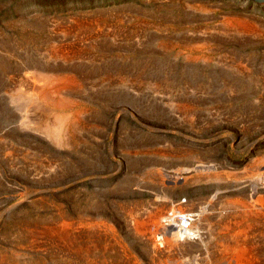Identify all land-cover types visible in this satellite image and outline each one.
Masks as SVG:
<instances>
[{
    "label": "rangeland",
    "instance_id": "1",
    "mask_svg": "<svg viewBox=\"0 0 264 264\" xmlns=\"http://www.w3.org/2000/svg\"><path fill=\"white\" fill-rule=\"evenodd\" d=\"M263 162L264 3L0 0V264H67L69 220L94 240L84 264H241L235 234L264 245ZM180 206L208 248L149 255L133 227Z\"/></svg>",
    "mask_w": 264,
    "mask_h": 264
},
{
    "label": "bare ground",
    "instance_id": "2",
    "mask_svg": "<svg viewBox=\"0 0 264 264\" xmlns=\"http://www.w3.org/2000/svg\"><path fill=\"white\" fill-rule=\"evenodd\" d=\"M261 4V3H258ZM251 20V19H250ZM231 21V20H230ZM246 22V21H245ZM251 22V21H250ZM257 22V21H256ZM244 24V23H241ZM246 27V26H245ZM55 54V53H54ZM49 61V60H48ZM47 61V63H48ZM28 64V63H27ZM35 68H37L39 71H42L45 77H49V74L45 73L47 70H53L56 67L53 65H42L39 62H33L32 64H30ZM27 65V66H30ZM37 72V71H36ZM52 72H50L51 74ZM54 73V72H53ZM52 73V74H53ZM32 75V74H31ZM36 75V73H35ZM60 75V74H58ZM53 76V75H52ZM55 76V73H54ZM36 77V76H35ZM43 77V75L41 76V78ZM56 77V76H55ZM54 77V78H55ZM53 78V77H52ZM27 79V78H26ZM38 79V78H36ZM40 79V78H39ZM48 79V78H46ZM64 79V78H63ZM48 80H45V82ZM58 81V80H57ZM34 82V81H33ZM40 82V81H39ZM36 83V80H35ZM38 83V82H37ZM52 83H54V80L52 81ZM33 84V83H32ZM44 85H46L44 83ZM47 86V85H46ZM36 87V86H35ZM39 87V86H37ZM41 87V86H40ZM39 87V88H40ZM43 87V86H42ZM41 87V88H42ZM65 89V88H64ZM53 90H51L52 92ZM68 92V91H67ZM54 93V92H53ZM41 94H43L46 97H50L51 93L50 90L45 89V86L43 87V89H41ZM66 94V93H65ZM64 94V95H65ZM38 96V95H37ZM62 96V93H61ZM53 97V96H51ZM50 97V98H51ZM55 97V96H54ZM60 97V96H59ZM78 98V97H77ZM42 100V99H40ZM47 100V99H46ZM44 101V100H43ZM69 101H72L69 100ZM68 100L62 99L60 101L57 102H52L53 106H61V107H69V102ZM37 102V101H36ZM57 103V105H56ZM48 109V108H47ZM76 111V110H75ZM77 113V112H76ZM79 115V114H78ZM51 116V115H50ZM58 116V122L56 125H54V129H53V135H55V137L57 138V142L60 141L61 144H67V140L70 138L69 135V130H67L68 128L72 129V126L74 125L76 119L75 117L73 119L69 118V115L67 114H62V115H57ZM37 117V116H36ZM39 117V116H38ZM26 118V117H25ZM77 118V117H76ZM43 119V118H42ZM57 121V120H56ZM47 124V123H46ZM76 124V123H75ZM49 125V124H48ZM79 125V124H78ZM42 126V125H41ZM53 126V125H52ZM51 126V127H52ZM76 126V125H75ZM43 128V127H42ZM47 128V126H46ZM45 128V129H46ZM53 128V127H52ZM44 129V131H45ZM47 130V129H46ZM78 130V129H77ZM49 133V132H48ZM47 134V133H46ZM50 137V136H49ZM54 137V136H53ZM51 138V137H50ZM56 142V141H55ZM264 163V162H263ZM262 163V164H263ZM254 164V162H253ZM256 165H259L258 163ZM260 166V165H259ZM259 170V169H258ZM230 172V171H229ZM259 173V172H258ZM261 177V176H260ZM258 179V178H257ZM262 179V178H261ZM263 180V179H262ZM238 200V199H237ZM237 202V201H236ZM235 202V203H236ZM244 204V203H243ZM179 205V204H178ZM233 205V204H232ZM183 206V205H182ZM228 206V205H227ZM248 205H246L247 207ZM187 207V206H186ZM233 208V207H232ZM248 208V207H247ZM189 209V208H188ZM250 209V208H249ZM131 210V209H130ZM251 210V209H250ZM246 211V209H245ZM244 211V212H245ZM129 212V211H128ZM127 213V212H126ZM137 213V212H136ZM246 213V212H245ZM254 213V212H252ZM133 214V213H132ZM237 215V214H236ZM239 215V213H238ZM252 215V214H251ZM255 215V214H254ZM199 214L197 215L195 212H192L191 210H187L184 209L180 206V208H172L170 210H168L167 212H164V209L162 208H158V210L154 211L151 213V216L149 217V222L152 221L154 226H134V230L135 233L144 241L145 247H146V251L149 255L151 256H161L163 254H166L167 252H170L171 250L174 249H178L180 246H182V244L186 243L187 246L185 249L187 251H191V252H203L205 251L207 248L205 247V240L207 239V235L201 226H198L197 224L200 222H197L198 219H200V217H198ZM204 216V215H203ZM256 216V215H255ZM258 217V216H257ZM71 218V217H70ZM84 218V217H83ZM138 218V217H137ZM204 218V217H203ZM202 217L201 219L204 220ZM81 219V218H80ZM85 220V219H82ZM144 220V219H143ZM207 220V219H205ZM68 221V220H67ZM75 222V220H74ZM100 222V221H99ZM134 222V221H133ZM142 222V220H141ZM140 222V223H141ZM148 222V223H149ZM204 222V221H203ZM61 223V221H60ZM82 223V222H81ZM88 223V222H87ZM147 223V224H148ZM59 224V223H58ZM202 224V222H201ZM56 226V225H55ZM57 227V226H56ZM60 227V226H59ZM231 227H236V226H226L225 229L227 228H231ZM240 227V226H238ZM242 227H246V226H242ZM249 227V226H248ZM83 228H85V226H74L73 224V220H69L67 223H65V225L63 226V230L61 228V230L63 231L61 233V239H63L65 241V243L67 244V264H84V260L85 259H89L90 255H91V246H90V242L94 241L91 237H87L84 235V233L81 234ZM108 228V227H107ZM132 228V227H131ZM205 228V227H204ZM253 227H250L249 229H252ZM60 229V228H58ZM90 229V228H89ZM239 229V228H238ZM236 229V230H238ZM242 229V228H241ZM240 229V231H242ZM246 229V228H245ZM247 229V230H249ZM52 230V229H51ZM57 230V229H56ZM133 230V231H134ZM106 231V230H105ZM228 231V230H227ZM239 231V230H238ZM254 231V230H253ZM85 232V231H84ZM223 232V231H222ZM245 232V231H243ZM134 233V232H133ZM235 233H239V232H234L232 234ZM242 233V232H241ZM250 233V232H249ZM256 233V232H255ZM55 234V233H54ZM53 234V235H54ZM57 234V233H56ZM210 234V233H209ZM244 234V233H243ZM246 234V233H245ZM97 235V234H96ZM95 235V236H96ZM254 235V234H253ZM259 235V234H258ZM104 236V234H103ZM101 236V237H103ZM218 236V235H217ZM244 236V235H243ZM257 236V235H256ZM255 236V237H256ZM260 236L264 237V228L262 229V231L260 232ZM52 237V236H51ZM58 237V236H57ZM100 237V238H101ZM242 237V235H241ZM252 237V236H250ZM53 238V237H52ZM104 238V237H103ZM244 238V237H243ZM257 238V237H256ZM115 239V238H114ZM233 242L236 245V248L233 246L231 248H235L233 251L235 253V258L236 259H240L242 261L241 264H264V245H260V242L257 243L256 245H251V246H245V245H240L242 243H239V234H235V236H233ZM256 240V239H255ZM255 240L253 242H255ZM259 241V239H257ZM263 240V239H262ZM62 242V240H60ZM98 241V240H97ZM225 241V240H224ZM261 241V239H260ZM60 242V243H61ZM102 241H100V244ZM208 242V241H207ZM58 243L59 242H55ZM54 243V244H55ZM90 243V244H89ZM99 242H97L98 244ZM232 243V242H231ZM64 244V243H62ZM250 244V243H249ZM252 244V243H251ZM30 245V244H29ZM60 245V244H59ZM117 245V244H116ZM93 246V245H92ZM208 246V245H206ZM217 246V245H216ZM229 246V245H228ZM227 247V246H226ZM97 248V247H94ZM100 248V246H99ZM121 248V247H120ZM128 248V247H126ZM230 248V247H229ZM98 249V248H97ZM227 249V248H226ZM59 250V249H58ZM131 250V249H130ZM183 250V249H182ZM181 250V251H182ZM185 250V251H186ZM214 250V249H213ZM232 250V249H231ZM64 251V249H63ZM113 251V250H112ZM222 251V250H221ZM228 251V250H227ZM224 250V253L227 252ZM77 253L78 257L73 256V254ZM129 254L133 257L129 258L128 254L127 257L128 259H132V264H138L139 262L136 260L135 258V254L133 251H129ZM175 252V251H174ZM178 252V251H177ZM109 253V252H108ZM183 253V252H182ZM181 253V254H182ZM185 253V252H184ZM204 253V252H203ZM214 253V255L211 256L210 260L208 261L209 264H218V263H223L224 264H233L231 259L229 258V256L224 255L223 251V255L221 254L220 256L216 255L215 252H212V254ZM116 254V253H115ZM120 254V253H119ZM174 254V253H173ZM176 254V252H175ZM202 254V253H201ZM219 254V253H218ZM94 255V254H93ZM104 255V254H103ZM184 255V254H182ZM205 255V254H204ZM95 256V255H94ZM150 256V257H151ZM188 256V254H187ZM122 257V256H121ZM165 257V256H164ZM181 257V256H180ZM201 257V256H200ZM207 257V256H206ZM209 257V255H208ZM231 257V256H230ZM167 258V257H166ZM196 258V257H195ZM234 258V256H233ZM2 259V258H1ZM38 259V258H37ZM55 259V258H54ZM114 260V263H112V261H108L106 259H104L102 261V264H123L122 263V259L118 257H116ZM170 259V258H169ZM198 259V258H196ZM157 260V259H156ZM21 261V260H20ZM65 261V260H64ZM89 261V260H88ZM95 261V260H94ZM93 260L91 261L94 262ZM128 261V260H127ZM130 261V260H129ZM159 261V259H158ZM157 261V262H158ZM176 261V260H175ZM179 261V259H178ZM202 261V260H200ZM238 261V260H237ZM6 262V261H5ZM52 262V261H51ZM56 262V261H55ZM54 262V263H55ZM90 262V261H89ZM161 262V261H160ZM235 262V261H234ZM7 263V262H6ZM12 264H20L19 261H11ZM35 263V262H34ZM62 263V262H61ZM95 263V262H94ZM92 263V264H94ZM163 263V262H162ZM165 263V262H164ZM200 264L198 263L195 259L193 260V257L191 259H185L180 261L177 264ZM236 263V262H235ZM3 264V262H2ZM33 264V263H32ZM36 264V263H35ZM65 264V263H64ZM161 264V263H160ZM169 264V263H168ZM206 264V263H205ZM238 264V263H237Z\"/></svg>",
    "mask_w": 264,
    "mask_h": 264
},
{
    "label": "water",
    "instance_id": "3",
    "mask_svg": "<svg viewBox=\"0 0 264 264\" xmlns=\"http://www.w3.org/2000/svg\"><path fill=\"white\" fill-rule=\"evenodd\" d=\"M254 2H257V3H264V0H252Z\"/></svg>",
    "mask_w": 264,
    "mask_h": 264
}]
</instances>
